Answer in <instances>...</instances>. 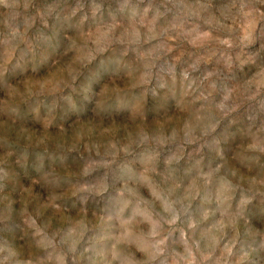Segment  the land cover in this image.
Masks as SVG:
<instances>
[{"label":"clouds","instance_id":"1","mask_svg":"<svg viewBox=\"0 0 264 264\" xmlns=\"http://www.w3.org/2000/svg\"><path fill=\"white\" fill-rule=\"evenodd\" d=\"M0 264H264V0H0Z\"/></svg>","mask_w":264,"mask_h":264}]
</instances>
